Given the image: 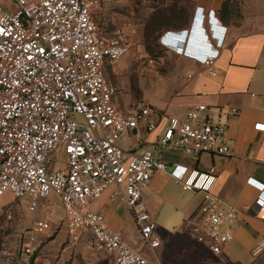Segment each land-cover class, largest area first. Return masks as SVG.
Listing matches in <instances>:
<instances>
[{
  "label": "built area",
  "instance_id": "obj_1",
  "mask_svg": "<svg viewBox=\"0 0 264 264\" xmlns=\"http://www.w3.org/2000/svg\"><path fill=\"white\" fill-rule=\"evenodd\" d=\"M103 1L12 0L13 11L0 6V196L8 192L25 200L29 211H35L38 200L57 197L72 243L88 233L92 250L109 254L115 264H160L154 256L160 246L156 224L141 199L152 175L168 170L158 154L175 150L190 159L229 157L227 126L212 121L206 106L198 105L182 119H167L160 135L141 150L119 145L141 129L151 134L161 118L142 100L125 111L117 101L119 90L104 67L123 58L131 44L122 29L105 34L99 27L96 16ZM197 12L195 20L203 22ZM202 67L216 75L213 59ZM253 129L264 133V123ZM60 147L64 165L53 169ZM170 176L183 191L202 195L196 217L180 231L219 255L234 238L239 212L213 194L214 168L174 165ZM251 184L259 192L253 202L256 218L264 223V184ZM110 187V198L120 196L131 214L141 249L130 247L92 210ZM53 224L50 217L37 221L29 242L35 244ZM262 247L264 240L252 255ZM21 250L28 256L33 249L23 245Z\"/></svg>",
  "mask_w": 264,
  "mask_h": 264
},
{
  "label": "crops",
  "instance_id": "obj_2",
  "mask_svg": "<svg viewBox=\"0 0 264 264\" xmlns=\"http://www.w3.org/2000/svg\"><path fill=\"white\" fill-rule=\"evenodd\" d=\"M124 0H104L99 15L111 11ZM132 3V0H126ZM227 0H161L159 13L162 21L158 44L163 57L159 60L160 73L149 68L145 79L160 88L158 96L142 95V100L153 107L161 123L151 134L141 129L138 135H128L119 145L125 150L138 151L160 135L165 121L171 117L184 118L193 107L204 105L205 113L212 121L227 126V145L232 151L229 157L201 154L188 158L178 151L159 152V158L168 165L166 172H155L142 193V203L156 224L160 246L154 256L160 264H264V247L256 255L252 250L264 240V223L256 218L253 202L258 190L251 182L264 184V133L253 129L264 123V17L262 2L255 4L249 14L247 1L239 5L243 16L239 23L233 22L229 12L221 13ZM0 6L14 10L12 0H0ZM202 21L195 20V12ZM156 8H150V15ZM175 16L171 20V17ZM167 18V19H166ZM207 59L215 61L214 77L202 67ZM129 67L127 58L107 65L106 77L119 90L118 103L124 111L138 100L122 107L119 99L133 96L120 88L112 75L120 74ZM155 69V70H154ZM154 70V71H153ZM158 81V82H157ZM138 88V86H137ZM132 101V99H131ZM229 109H235L234 114ZM174 165L187 166L206 171L214 168L216 182L213 194L239 212V222L234 227L233 240L222 246L219 255L196 243L180 231L198 212L202 195L194 193L195 203H182L171 212L176 221L160 219L156 206L157 194L166 185H179L170 176ZM248 180H251L248 183ZM253 180V181H252ZM112 187L91 205L101 214L107 227L116 231L132 248L134 245V220L122 198L111 199ZM155 195V196H154ZM90 235L72 243L76 251L85 252L86 264H115L112 256L92 252ZM37 241L35 245H38ZM140 247V248H139ZM72 249V248H71ZM91 249V250H90ZM76 261L73 262L75 264ZM77 263V262H76Z\"/></svg>",
  "mask_w": 264,
  "mask_h": 264
},
{
  "label": "rangeland",
  "instance_id": "obj_3",
  "mask_svg": "<svg viewBox=\"0 0 264 264\" xmlns=\"http://www.w3.org/2000/svg\"><path fill=\"white\" fill-rule=\"evenodd\" d=\"M160 1L132 0V3H127L124 0L122 4L114 6L111 11H107V15L102 12L97 19L99 27L105 34L116 29H122L131 44L129 52L121 58L129 60V67L120 74L112 75L120 88L123 87L126 93L133 96L130 99H126V97L119 99L123 108L128 104L131 105L133 99L134 102L139 101L142 98L141 94L144 96L146 94L155 96L160 94V88L156 87V84L153 85V81L150 82L146 78V82H143L145 75L149 74V68L156 69L157 66V69L154 70L157 74L160 73L158 64L164 55L158 45L160 32H155L154 28L147 30L151 18L150 8L159 7ZM246 1L250 6L248 8L249 14L251 10L255 9V4L259 2L264 4V0H227L233 22L239 23L243 18L239 12V5ZM262 9L264 17V5ZM147 33L149 34L148 41L145 40ZM150 61L154 66L151 65ZM106 67H104L105 74ZM54 156L55 159L51 167L60 169L65 161L63 148L60 147ZM157 197L158 200L155 203L158 209L161 207L160 219L171 220L170 225L176 223L171 212L182 201L184 203L196 202L194 194L190 191H183L180 185H166L157 194ZM7 214L11 216L10 219L5 218ZM48 217L54 220L52 230L37 238L38 245L29 242L28 237L33 233L34 224ZM64 217L65 211L57 197L38 200L35 211H29L25 200L15 199L8 192L0 196V264H31V258H33L32 264H73L74 261L77 262L75 264H86L85 252L74 249L62 226ZM133 231H135L134 245L139 244V233L135 225ZM23 245L33 249L31 255L23 254L21 250Z\"/></svg>",
  "mask_w": 264,
  "mask_h": 264
},
{
  "label": "trees",
  "instance_id": "obj_4",
  "mask_svg": "<svg viewBox=\"0 0 264 264\" xmlns=\"http://www.w3.org/2000/svg\"><path fill=\"white\" fill-rule=\"evenodd\" d=\"M156 8V13L154 15L151 16L150 18V22H149V25L147 27V30L148 28L149 29H152L154 28L155 29V32H160V28L162 26V21L165 20L164 18H161L162 16H160V13H159V8L158 7H155ZM224 12H229V7H228V3L225 2V4L223 5L222 9H221V13L223 14ZM158 15V16H157ZM175 18V16L171 17V20ZM167 19V18H166ZM148 33L146 34V37H145V40L148 41L149 40V37H148ZM159 35H158V40H159ZM159 45V44H158ZM32 260L33 258H31V264H32Z\"/></svg>",
  "mask_w": 264,
  "mask_h": 264
}]
</instances>
